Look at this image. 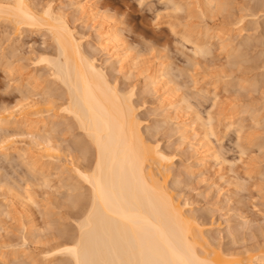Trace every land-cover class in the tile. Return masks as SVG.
<instances>
[{"label": "rangeland", "instance_id": "374dc122", "mask_svg": "<svg viewBox=\"0 0 264 264\" xmlns=\"http://www.w3.org/2000/svg\"><path fill=\"white\" fill-rule=\"evenodd\" d=\"M69 1L28 0L31 6L39 9L52 3L56 12L67 15L76 37H81L82 48L96 59L98 66L102 65L109 80L112 79L110 82L117 84L122 92L133 91L132 100L139 110L137 115L142 122L144 138L159 146L171 159L168 169L172 175L167 182L168 190L183 205L186 214L195 215L194 218L201 222L209 243L212 240L213 247L221 248L225 253L241 255L238 258H247L251 256L249 254L262 255L264 0H211L212 8H208L204 0H169L171 3L168 0H80L81 5L84 3L97 7L102 17L121 33L125 46L131 50V58L137 61H134L137 65L134 64L129 70H122L117 63H106L108 57L99 43L97 24L77 10V5H73L75 2L70 1L71 4ZM176 3L188 9L184 8V12L175 11L173 4ZM239 18H243L242 26H236ZM2 19L0 17V115H10L8 118L18 120V124L0 129V264H72L65 255H53L50 258V254L61 243H66L64 240L76 237L78 215L89 202V186L83 184V180L73 172L70 163L76 161L75 164L79 163L77 165L81 167L94 163L95 150L75 123L76 120L59 108L66 102V89L54 80L50 67L38 62L43 54L56 56L52 37L43 30H17ZM203 27L224 29L225 33L229 31V42H233L234 46L231 44L226 51L212 46L215 48L211 47L207 57L194 56L193 47L183 41V36L186 32L192 34L194 31V38L201 37ZM159 63L169 64V72L172 70L170 74L173 77L169 75L168 79L172 82L170 86L177 91L172 102L178 101L180 112L166 108L171 99L163 91L159 92L156 85H148V76ZM31 75L33 78L40 76L37 79L41 83V87L32 90V93L26 89V82ZM215 87L218 88L216 102L212 89ZM46 102L53 107H47ZM41 105L46 106V109L51 108L42 116L45 119L53 117L56 123L53 126L57 125L59 129L51 135L54 145L59 149L58 158H61L59 161L56 157L54 166L49 165L52 163L50 158L44 159L47 155L42 152L43 147L31 144L23 125L27 113H31V121L43 118L34 116L40 107L42 112L45 111ZM187 107L193 108L187 110ZM192 110L204 120H208L209 116L214 118V137L211 135L209 140L225 165L214 160L201 162L196 154L199 145L194 136L197 124L193 127L192 135L183 139L177 124L187 120L191 123V119L193 122L195 114ZM236 112L240 114L239 125L243 127V134L239 136L235 132L229 134L224 129L226 120L231 115H237L234 114ZM80 145L86 146L87 150L82 151ZM9 146L12 149L8 152L2 149ZM15 146L20 149L29 147L30 154L22 158L21 153L13 151ZM242 151H246L244 155ZM32 164L38 165L34 167L36 170ZM57 167L59 170L55 169ZM16 195L21 196L22 200ZM29 196H32L35 204L27 202ZM32 220L35 221L34 227L31 225Z\"/></svg>", "mask_w": 264, "mask_h": 264}, {"label": "bare ground", "instance_id": "6f19581e", "mask_svg": "<svg viewBox=\"0 0 264 264\" xmlns=\"http://www.w3.org/2000/svg\"><path fill=\"white\" fill-rule=\"evenodd\" d=\"M70 1L75 2L73 5H77L79 8L77 10L85 13L91 18L90 20L97 24L98 32L96 34L100 40L101 47H103L108 57L106 63H117L122 70L131 69V66L135 64L134 61L136 60L134 57L131 58L129 54L131 50L125 46L120 35L121 33L116 30V27L114 28L108 20L102 17L99 10L96 9L97 7L95 8L94 6L93 8V6L85 5L84 3L81 5L80 2L82 0H79V3L78 0ZM210 1L204 0L207 7H211L210 4L213 2L211 1L210 3ZM70 3L72 4V2ZM173 5L175 6V11L182 12L184 8H187V6L183 7L181 4L177 5V3ZM36 7L31 6L28 0H0V17H3L6 22L13 25L17 30H43L52 37L51 39L56 45V56L51 55L52 57H49L43 54L38 62L50 67L54 80L62 84L66 89V102L64 106L59 108L66 115H70L76 120L75 123L77 122L78 127L86 134L96 155L94 163H90L86 167L78 166L77 164L79 163L75 164L76 161L75 163H70L73 166V172L83 180V184L89 186V202L82 208L78 215V234L76 237L70 240H64L66 243H61L55 250L53 249L50 258L53 255H65L70 258L72 264H264V253L262 255L258 254V256L249 254L251 256L247 258H238L237 256L241 255H232L231 253L223 252L221 248L213 247L212 240L209 243L208 237L205 236L203 225L194 218L195 215L192 216L194 212L191 213L192 215L186 214L183 205L168 190L167 182L170 175H172L170 174L171 171H169L171 159L159 149V146L153 145L152 142L144 138L142 122L138 119L139 115H137L138 107L135 106L136 104L132 100L134 99L133 91L122 92L117 87V84L110 82L112 79L109 80L103 67H101L102 65L98 66L96 59L89 56L82 48V42L79 40L81 37H76L74 30L69 25L67 15L61 11L56 12L52 3H49L45 7L43 6L41 9ZM74 7L77 8L76 6ZM70 8L69 6L68 9ZM242 22L243 18L239 20L236 26L241 25ZM201 30L203 32L200 31L201 37H198L199 39L196 36V38L192 36V34L194 35V31L191 32L192 34L186 32L187 34L185 33L183 36L185 39L183 41H186V43L193 47L194 56L198 55L203 57L205 55L207 57L210 55L212 46H217L221 51H226L231 47V44L233 45V42H229L231 37V35L228 37L227 33H230L229 31L225 33L226 31L224 29H213L209 27H203ZM20 34L19 36H21ZM151 64L153 65V62ZM171 71L169 72V64L159 63L151 71L147 81L148 85H156L159 88V92L163 91L166 97L171 99V101L167 99L169 102L165 107L172 108L177 113L180 105L178 101L172 102L177 91L175 92L176 88L173 89L170 86L172 82L168 77L171 75ZM39 77L33 78L31 75L26 82V89L30 93L34 92L32 90L41 87V83L37 79ZM243 88L245 89V87ZM212 89L216 102L218 88L215 87ZM60 99L62 98L60 97ZM182 102L187 101L183 100ZM182 102L180 101V103ZM47 104V107H49V103ZM187 105L189 106V104ZM41 106H43L45 111L42 112V107H40L41 110H39L41 112L39 110L36 111L34 116L41 117L45 115V112L51 111L49 110L51 108L46 109V106ZM192 108L187 107V110H191ZM29 114L31 115V113L26 114L23 125L28 131L30 142L37 147H43L42 152L44 151L47 155L44 159L50 158L52 163H49V165H53L56 157L58 158L57 153L59 149L54 145V138L52 139L51 135L58 132L57 130L59 129H57V125L53 126L56 124L53 121V117L45 119L42 116L43 118L41 117L42 119L39 121H31ZM234 114H237V112ZM239 115H231L226 120L224 129L229 134L230 132H235L234 134L239 136L243 132V127L239 125ZM8 116L10 115L5 117L2 114L0 115V129L4 130L6 127H13L18 124V120L11 117L8 118ZM11 116L14 117L13 115ZM192 120L191 123L187 122V120L177 124L179 126L178 129L183 134V139L186 140L192 135V130L195 129L193 127L197 124L198 126L196 128L198 129L194 130V136L199 145V148H197L198 153L196 154L199 155L198 157H200L201 162L207 163L210 160H214L221 165H225L226 163L222 161L219 153L209 140L211 135L214 137V118L209 116L208 120H204L197 113L195 114L193 122ZM25 148L20 149L15 146L13 151L18 154L21 153L22 158H25L26 155L30 154L31 150L28 151L29 147H27L28 149ZM80 148L84 152L87 150L84 145H80ZM239 148L240 150L243 149L241 147ZM263 148L264 146L261 147V149ZM2 149L8 152L12 149V146ZM77 150H79L78 147ZM245 152L242 151L241 154L244 155ZM60 159L59 161H61ZM32 166L35 169L34 167L38 165L34 166L32 164ZM55 169H58V167ZM228 171L232 172L231 170ZM16 193L14 192V195ZM15 197L22 200V197L19 195ZM24 197L26 199V196ZM31 197H28L27 202L30 203L32 201V204H35ZM68 201H70L69 198ZM71 202L76 203L72 200ZM72 206L74 207V205ZM25 214L27 215V213ZM34 222L33 220L31 221L32 227L35 226ZM3 247H6V245ZM49 264H52V262Z\"/></svg>", "mask_w": 264, "mask_h": 264}]
</instances>
